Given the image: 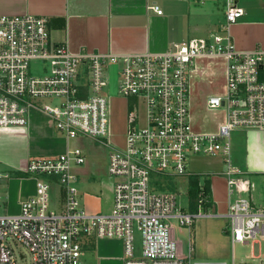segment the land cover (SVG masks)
I'll return each instance as SVG.
<instances>
[{
  "label": "built area",
  "instance_id": "1",
  "mask_svg": "<svg viewBox=\"0 0 264 264\" xmlns=\"http://www.w3.org/2000/svg\"><path fill=\"white\" fill-rule=\"evenodd\" d=\"M219 1L223 33L191 39L164 54L75 55L51 40L46 17H0V129L26 127L32 109L43 111L66 139L86 137L112 149L108 172L116 179L111 212L91 214L79 202L82 149L31 159L26 172L37 178V193L22 203L19 215L0 214V264H16L10 239L29 249L33 264H83L88 239L123 241L124 264H197L194 245L188 255L180 252L173 224L192 229L214 217L212 207L204 209L209 201L203 200L197 212L179 208L163 182L189 175L193 155L223 156L229 163L232 131L264 130V50L235 49L229 29L244 11L239 0ZM152 9L163 14L159 5ZM211 57L226 59L228 83L225 96H212L208 104L224 107L227 118L219 132L200 134L191 122V76L199 59ZM34 62L44 69L36 72ZM110 65L121 66L119 91L129 102L123 150L109 139L110 102L103 92ZM227 175L232 202L225 218L232 245L256 243L264 238V208L252 201L255 186L233 170ZM7 177L0 171V182ZM52 186L58 188L54 209Z\"/></svg>",
  "mask_w": 264,
  "mask_h": 264
},
{
  "label": "crops",
  "instance_id": "2",
  "mask_svg": "<svg viewBox=\"0 0 264 264\" xmlns=\"http://www.w3.org/2000/svg\"><path fill=\"white\" fill-rule=\"evenodd\" d=\"M238 4L244 15L229 29L235 49L242 53L264 50V0H239ZM154 5L162 8V15L152 9ZM208 6L212 7L210 11ZM27 15L46 17L51 40L67 46L75 55L164 54L191 39H209L223 33L225 25L224 6L219 0L203 3L196 0H0V17ZM227 66L225 58L211 57L199 59L193 68L191 122L197 133H217L226 121L225 108L211 109L208 101L212 96H225ZM128 108L129 102L123 97L110 100L109 139L113 148L120 150L126 148ZM72 142L57 134L52 117L38 109L31 110L26 127L0 129V171L8 175L0 182V214L19 215L22 203L36 195L37 178L26 172L30 160L61 155L76 148ZM230 143L229 163L223 156L190 158L187 176L209 181L214 217L199 220L192 229L174 223L172 233L183 255H188L190 247L195 246L192 256L197 264H227V261L236 264L235 246L225 218L232 202L228 170L254 184L252 201L258 208H264V180H261L264 179V130H234L230 133ZM79 169H76L78 185L86 177ZM102 199L98 194L85 192L79 202L91 214L110 213L114 198L110 205ZM230 243L233 255L227 249ZM123 255V241L97 239L84 245L81 261L83 264H124ZM249 260L243 259L242 263L264 264L262 255H252Z\"/></svg>",
  "mask_w": 264,
  "mask_h": 264
},
{
  "label": "rangeland",
  "instance_id": "3",
  "mask_svg": "<svg viewBox=\"0 0 264 264\" xmlns=\"http://www.w3.org/2000/svg\"><path fill=\"white\" fill-rule=\"evenodd\" d=\"M208 8L210 11L212 7L208 6ZM211 16H215V14L212 13ZM32 67L36 72H39L44 69L45 65L41 62H34L32 63ZM119 68L121 69V66ZM119 68L118 66H112L110 69V67L108 66L105 70V85L103 93L105 96H107L109 102L113 97H123L119 91V86L121 83ZM72 143L73 147H78L82 149L84 154L86 155V164H84L82 167H80L81 169H79V172L82 176L86 173L84 175L86 177H83V179L80 180L78 185L79 191L81 189L79 198H82L85 192L91 193L93 195L98 194L102 196V200H104V202L110 205L114 198V186L116 183V179L112 177L108 172L109 154L112 149L103 144L94 142L92 139L86 137H80L79 139H77V141H73ZM88 178L90 179L88 180ZM188 182V176H176L172 178H167L166 181L163 183H166L164 191L173 193L176 196L178 207L189 212L191 202L188 195ZM81 198L79 200H81ZM57 201L58 188L52 186L50 199L52 209L57 207ZM81 207H83L82 203ZM257 240L258 243H255L253 245L252 242L247 246L242 244L235 245L234 255L236 264H243L242 260L246 258L250 259L249 261H251L252 255L256 257L262 255V257L264 258V238L258 237ZM137 241V249L139 254L141 248L139 235H137ZM9 243L15 251L16 264H33L32 255L25 245L20 242H16L12 239L9 240ZM227 249L233 255L231 243L229 244ZM229 260H231V257ZM227 264H232V261H227ZM248 264L253 263L249 262Z\"/></svg>",
  "mask_w": 264,
  "mask_h": 264
},
{
  "label": "trees",
  "instance_id": "4",
  "mask_svg": "<svg viewBox=\"0 0 264 264\" xmlns=\"http://www.w3.org/2000/svg\"><path fill=\"white\" fill-rule=\"evenodd\" d=\"M188 195L191 202V211L197 212L200 209V206H203L201 204V201L203 200L209 201L208 205H204V209L209 210L210 207H212V195L209 181L207 179L201 182V179L198 176L190 177L188 182ZM88 241L91 242L93 240L88 239L87 242Z\"/></svg>",
  "mask_w": 264,
  "mask_h": 264
}]
</instances>
